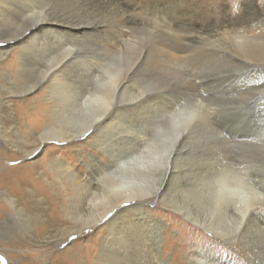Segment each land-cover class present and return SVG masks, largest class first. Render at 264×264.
I'll list each match as a JSON object with an SVG mask.
<instances>
[{
	"label": "bare ground",
	"instance_id": "bare-ground-1",
	"mask_svg": "<svg viewBox=\"0 0 264 264\" xmlns=\"http://www.w3.org/2000/svg\"><path fill=\"white\" fill-rule=\"evenodd\" d=\"M119 14L109 0H0V169L29 159L0 171V204L26 225L10 237L0 229L3 245L17 251L6 255L14 260L54 230L63 236L99 227L85 255L75 243L47 264H166L161 225L145 208L157 197L259 264L264 122L250 112L264 85L242 90L238 82L264 75V14L243 17L238 29L209 25L188 42L168 28L137 50ZM181 61L205 68L187 79L202 108L198 121V111H172L173 90L158 85ZM145 77L151 90L138 83ZM87 135L94 151L81 161V179L47 142ZM207 136L232 151V164L205 167L208 156L200 153L204 164L196 165L189 148L197 139L207 153ZM167 190H178L181 200H166ZM193 256L196 264H234L203 246ZM27 258L15 264H33Z\"/></svg>",
	"mask_w": 264,
	"mask_h": 264
},
{
	"label": "rangeland",
	"instance_id": "rangeland-1",
	"mask_svg": "<svg viewBox=\"0 0 264 264\" xmlns=\"http://www.w3.org/2000/svg\"><path fill=\"white\" fill-rule=\"evenodd\" d=\"M109 1L110 4L120 13L119 16H121V20L123 21L121 22L123 25L122 27L124 28L123 30H127L129 32L128 35L129 37H131V35L134 34L130 38L132 40L130 44L134 46L135 50L139 48H144L147 46V44L149 46L151 43L154 42L153 39L154 36H156L158 33H161L162 31H165L168 28H171V30L174 33H176V35H178L177 36L178 39H183L184 41L188 42L190 35L205 29L209 25L219 26L222 28L235 27L238 29L240 21L241 19H243V17L248 16L250 13L251 14L255 13L257 16H261V14H264L263 11L264 8L262 6L264 4V0H112V1L109 0ZM249 4H252L251 9L249 8ZM155 8L156 10H154ZM119 9L121 10L119 11ZM121 11L122 12L126 11V12H123V14H121L122 13ZM155 12L158 13L155 14ZM261 18L262 17H260V20ZM159 23H163V24L160 25ZM146 29H148L149 32L152 31V33L146 32ZM240 30L243 31L244 28H240ZM138 37L141 40L138 39ZM183 45L187 46L185 44ZM174 54H176L177 56H181L184 55L185 52L179 53L174 51ZM204 69L205 68L200 66L198 67L191 66L186 61H181V63H178L175 66V70H173L174 72L171 77H161L158 85L161 87H171V89L174 92V100H173L174 108H172V111L174 109L175 110L177 109V111L184 112V111H189L191 109L196 111V113L197 111L199 112L198 116L197 115L195 116V120L198 121L201 119V116L203 114L202 108L198 106L196 102L197 99V97L195 98L196 92L190 90V87L187 85V79L194 73L196 75L204 74ZM144 71L145 72L147 71V67L145 68ZM192 71L194 73H192ZM147 78L145 77L144 78L145 80L141 78L138 81V83H141L142 86L144 85V87L146 88L148 86L153 87L150 81H146L149 79ZM239 81L240 82H238V85L239 86L241 85L242 90L245 89V87H253V86L255 88L258 87L261 88V86L264 85V75H256L251 73L249 76L245 75L241 77ZM148 82H150V84ZM151 88H147V90L149 89L151 90ZM175 88H177V90ZM25 95L30 96L32 94L29 95L25 93ZM256 100H255L256 103L253 106L250 115L252 120L260 124L264 122V93L258 95ZM87 134H89V132ZM208 138L209 137L207 136L205 139V147L206 146L208 147L207 153L206 150H204L205 151L204 152L202 148L198 150L201 145L200 140L195 139L194 141L195 143L193 144L191 143L192 146L189 148V154L191 155L198 154L196 157V162H197L196 165L197 164L200 165L204 161L201 160L202 158H200L199 155L200 153L203 154L205 158H207V156L208 158H212L211 160H209L208 158L205 159L204 161L205 167L207 166L206 164H208V162L209 163L212 162L213 165L219 166L218 161L220 162V160H221L220 162L221 164L224 165L228 163L232 164L233 160L235 159V157L233 158L232 151L228 149L227 150L220 149L218 147L217 142L214 139V136H212L209 139ZM92 139L93 138L87 135L78 142L77 139H75L74 142H70L71 144L64 141L59 142L55 140L52 141L49 140L47 142V146L53 144L60 147V151L58 152V154L61 155L63 162H65L71 168H73L75 172H77V175L82 179L87 177L86 175L87 171L84 168L81 161L87 159L88 157L87 154H89L88 152H90V150L94 151V147L92 146L94 142ZM193 151L194 153H190ZM43 153H44L43 150L40 149L38 151L37 158L42 157ZM98 155L101 158H104L105 156L103 154H98ZM26 161H29V159L20 158L12 163L17 165ZM12 163L4 162V165L1 167V169H4L6 166ZM211 172H213V170ZM167 191H166V195H168V197H166L167 198L166 200H170L171 197H175V199L181 200L180 197L181 193L178 190H167ZM156 199L157 197L151 199V203L147 204L145 208H147L150 211H153L154 213V215H152L153 219L157 223H159V225H161L160 229H161L162 237H161L160 247L162 249V258L166 262V264L168 263L196 264L197 262H199L200 259L197 256L194 257L193 252L195 248H197L198 246H203V248L205 249L207 248L211 250L216 256L226 258L234 264H254V261H251L248 258V255L251 256L252 258V254L250 252H248V255H246L245 253H243V251L240 249V246H238L237 244L228 246V244L224 243L222 240L218 241L216 237H212L211 233L206 232L205 229L202 228V226H199L198 224H196L195 222L189 220L186 216H184L181 213V211H174L169 206L162 203V200L158 201V199L157 200ZM14 214L15 212H13L11 205L6 204V206L4 207L0 204V229L3 226H5L4 228H5L6 236L9 237L15 234L18 231V229L26 226L24 223H21L22 221H20V219H18ZM98 229L99 227L84 229V231H77L75 233L63 235V236L60 233L58 234L57 231L55 230L51 231L50 235L49 236L47 235L48 238L43 239L44 242L42 240H40V242L38 243L33 242L31 245L32 247L31 250H28L29 253L28 251L25 250H21L20 252L18 251L19 256L15 257L14 260L10 259L6 255V252H17V251L11 246L5 247L3 243L0 241V256L4 257V260L0 261V264H15V262H17L20 259H29L27 258V256L30 255L33 258L32 259L33 264H47L52 258L53 254L67 247H70L71 245L74 246L75 243L77 250L81 251L82 254L85 255L84 249L87 246H89L92 242V239L96 237ZM25 230L26 231H24V233L28 235L30 231V227H28ZM202 233H205L208 239L203 237ZM52 235L55 237H53ZM248 237L251 238V240L253 239V235ZM242 246L248 247L245 242L242 243ZM32 253L34 256L32 255ZM262 254L263 253H260L261 259L259 261L258 260L255 261V263L258 262L259 264H264V256ZM85 263L86 261H83V264Z\"/></svg>",
	"mask_w": 264,
	"mask_h": 264
},
{
	"label": "snow or ice",
	"instance_id": "snow-or-ice-1",
	"mask_svg": "<svg viewBox=\"0 0 264 264\" xmlns=\"http://www.w3.org/2000/svg\"><path fill=\"white\" fill-rule=\"evenodd\" d=\"M4 260V257L3 256H0V261Z\"/></svg>",
	"mask_w": 264,
	"mask_h": 264
}]
</instances>
